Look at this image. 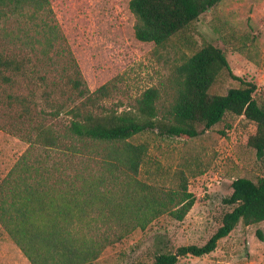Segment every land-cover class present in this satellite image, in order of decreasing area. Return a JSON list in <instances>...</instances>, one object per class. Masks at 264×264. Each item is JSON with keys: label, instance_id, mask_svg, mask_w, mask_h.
Returning a JSON list of instances; mask_svg holds the SVG:
<instances>
[{"label": "trees", "instance_id": "16d2710c", "mask_svg": "<svg viewBox=\"0 0 264 264\" xmlns=\"http://www.w3.org/2000/svg\"><path fill=\"white\" fill-rule=\"evenodd\" d=\"M220 1L129 0L134 36L155 47H165L173 37L179 36L181 41L192 23ZM48 3L0 0V6L11 13L35 21L43 52L57 45V53L67 52L71 60L64 68L68 93L54 79L43 74L36 77L42 87L40 98L49 108L46 115L56 118L64 114L68 119L62 131L43 122L27 128L16 122L0 124V129L27 143L0 181V225L30 264H92L107 246L135 228L144 229L160 215L184 218L195 201L188 191L187 176L178 171L179 186L167 189L139 179L148 145L134 142L137 135L152 132L160 137L191 138L230 113L255 124L247 145L264 163V99H255V82L234 75L221 47L208 42L199 47L187 45L190 53H182L172 65L167 102L160 103V90L151 86L129 108L105 107L101 100L114 86L108 81L89 89L72 53L63 45V33L50 19ZM30 38L40 43L39 38ZM29 62L25 56L0 49V109L16 108V119L30 122L35 94L4 89V85L14 87L21 77L38 84L34 76L29 77L37 73L28 69ZM222 72L240 85L228 88L225 94H211L209 90ZM59 151L66 157L85 155L96 168L85 167L71 176ZM231 189L222 201L232 208L203 244L181 245L173 252L157 250L152 264H176L180 257L207 255L240 221L245 225L264 221V176L256 180L238 177ZM98 219L107 224L105 229L91 225Z\"/></svg>", "mask_w": 264, "mask_h": 264}, {"label": "rangeland", "instance_id": "374dc122", "mask_svg": "<svg viewBox=\"0 0 264 264\" xmlns=\"http://www.w3.org/2000/svg\"><path fill=\"white\" fill-rule=\"evenodd\" d=\"M48 1L50 19L63 33V45L72 53L89 89L108 81L114 86L101 100L105 107L129 108L151 86L160 90V103L167 102L172 65L182 53H190L187 45L199 47L203 42L221 47L234 75L255 82V99H264V0H221L192 23L181 41L179 36L173 37L165 47L135 38L129 0ZM34 24V20L0 6V49L29 58L28 69L37 70L29 77L34 76L38 83L34 85L21 77L14 87L4 85L7 91L35 94L36 106L30 122L17 120L16 108L2 107L0 124L16 122L27 128L43 122L62 131L68 119L64 114L56 118L46 115L49 108L40 98L42 87L36 77L43 74L54 79L55 85L68 93L64 68L69 55L57 53V45L43 52L42 38ZM31 36L39 38L40 43ZM239 85L222 72L209 91L225 94L228 88ZM255 129L253 122L227 113L210 129L191 138L160 137L152 132L137 135L134 142L148 145L138 178L166 189L177 188L178 171H183L195 201L182 220L162 214L144 229L135 228L107 246L92 264H152L157 250L173 252L181 245L203 244L220 225L222 215L232 208L222 201L232 191L231 182L238 177L256 180L264 176V163L247 145ZM26 148V142L0 129V181ZM51 154L55 155L54 151ZM59 154L70 167L71 176L85 167L96 168L85 155ZM91 225L105 229L107 224L98 219ZM0 264H30L1 225ZM176 264H264V221L249 225L240 221L218 241L214 251L200 257H180Z\"/></svg>", "mask_w": 264, "mask_h": 264}]
</instances>
